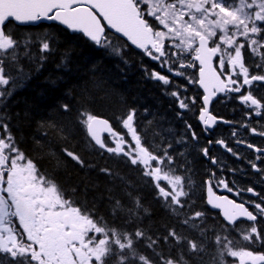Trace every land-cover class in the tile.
<instances>
[{
	"label": "snow or ice",
	"instance_id": "6c2138e0",
	"mask_svg": "<svg viewBox=\"0 0 264 264\" xmlns=\"http://www.w3.org/2000/svg\"><path fill=\"white\" fill-rule=\"evenodd\" d=\"M42 20L58 22L70 33L122 56L127 45H117L110 36L119 34L167 68L168 75L151 71V79L170 85V77H182L187 84L198 85L203 89L198 120L206 133L220 119L209 110L217 94H239L236 98L247 109L248 118L241 126L264 137V124H251L253 117L264 119V96L256 94L264 87V0H0V104L12 94L7 86L29 78L25 60L47 58H33V44L38 43L39 52L46 54L53 51L55 42L51 35H18L9 26ZM187 69L197 72L189 76ZM181 89L186 91L187 86L177 85L169 94L180 109L189 110L197 97H183ZM93 102L85 89L74 119V105L63 103L60 111L69 119L49 122L47 128L68 141L78 126L84 133V150H99L101 155L136 166L155 188L172 223L164 225L162 232L144 226L151 213L141 197L128 190L135 185L108 167L100 172L118 179L124 194L115 197L110 191L108 217L99 215L94 202L89 206L77 198L75 187L69 195L53 174L41 170L36 159L21 149L10 118L0 114V264H229V259L231 264H264V251L254 248L257 243L264 245V195L253 187L234 189L212 173L204 181L206 204L219 210L223 222L208 225L206 212L193 209L186 162L177 160L185 153L174 154L171 143L154 145L150 129L138 128L137 109L115 117L114 126L90 109ZM191 134L192 139L198 138L195 131ZM232 135H237L235 130ZM215 143L236 155L225 140ZM237 143L256 154L250 167L264 176V167L258 163L264 162V147L245 140ZM36 147L43 153L40 140ZM201 152L209 157L207 147ZM62 153L82 169L95 167L74 148L64 147ZM43 154L53 172L66 164L56 153ZM221 186L234 197L247 192L257 199L238 202L217 195L214 188ZM242 223L246 226L241 227Z\"/></svg>",
	"mask_w": 264,
	"mask_h": 264
},
{
	"label": "trees",
	"instance_id": "16d2710c",
	"mask_svg": "<svg viewBox=\"0 0 264 264\" xmlns=\"http://www.w3.org/2000/svg\"><path fill=\"white\" fill-rule=\"evenodd\" d=\"M9 30L22 36L51 35L55 38L51 53L41 54L38 43L33 44L30 49L33 58L40 55L47 58L35 62L25 60V67L30 70L29 78L15 86H7L12 94L0 104V114L10 118V127L21 149L36 159L42 171L53 174L68 190L69 195L75 187L77 198L86 200L89 206L94 202L97 213L106 218L109 192L115 197H123L124 185L118 179L114 180L100 172V168L108 167L119 172L135 185L134 189L128 190L133 191L134 195H139L151 213L145 217L144 226H151L153 231L162 232L164 225L172 223V218L163 207V202L157 199L151 182L147 177L141 176L136 166L107 153L101 155L99 150H84V133L78 126H75L68 141L60 139L46 126L49 122H63L69 119L60 111L59 106L63 103L74 105L71 114L74 119L75 108L80 106L81 96L84 90L88 89L94 100L88 106L95 114L110 119L115 126V117L123 115L129 108H135L138 128L150 129L149 139L153 144L166 146L171 143L174 149L175 134L170 133L172 126L179 123V119L175 116L177 102L169 94L173 90L169 87L163 89L148 75L151 71L159 69L158 63L133 50L124 40L112 34L110 36L114 43L127 45L122 56L96 46L58 24L10 25ZM181 84L178 80L177 85ZM42 124L45 126L42 127ZM46 131L49 133L47 138L43 135ZM37 140L44 145L43 153H56L61 160H66V164L53 172L48 156L37 149ZM64 147L81 152L95 167L82 169L70 159H66L62 153ZM186 167L189 169L187 175L192 180L193 209L206 212L208 225L219 226L222 221L203 204L204 181L207 176L204 173V158L200 152L194 151L192 156L188 157ZM262 249L264 250V245ZM255 250L258 251L257 248Z\"/></svg>",
	"mask_w": 264,
	"mask_h": 264
},
{
	"label": "flooded vegetation",
	"instance_id": "af4514ba",
	"mask_svg": "<svg viewBox=\"0 0 264 264\" xmlns=\"http://www.w3.org/2000/svg\"><path fill=\"white\" fill-rule=\"evenodd\" d=\"M166 72V71H165ZM161 71L162 74L168 75V72ZM196 69L186 70V74L193 76L196 74ZM171 79V77H170ZM184 93L188 96L187 90ZM258 96H264V87H260ZM185 95V97H187ZM239 94L228 93L219 94L216 100L212 103L210 111L213 115L220 118L219 122L209 130L207 133L200 121L198 120L199 108L189 105V110H182L181 124L179 130L184 143H180L178 153L183 152L185 155L181 157L182 163H187L188 157L192 156L194 151L200 152L201 156L205 159V169L209 174L215 173L216 179H225L229 182V186L234 189H245L247 187H253L261 195H264V176L254 171L249 164V161L254 159L255 153L248 149L245 144H238L237 140H245L250 143H254L258 146L264 147V137L254 136L247 129L241 125L248 123V118L245 116L247 109L236 98ZM192 114V117L190 116ZM228 121L230 123H225ZM257 121L264 124V119L261 117H253L251 124L257 126ZM187 124L192 126L191 130L187 128ZM233 130L237 135L233 136ZM192 131L197 134V139H192ZM202 136V137H201ZM223 139L227 142L229 147L233 148L236 155L229 153L221 145L215 143V141ZM209 141H212L209 144ZM207 147L209 149V157H205L201 149ZM210 158H215L217 163L213 164ZM260 163L261 167H264V162ZM212 167V168H211ZM215 183V181H214ZM214 190L220 195H227L230 198H236L238 202L240 200H256L257 198L251 193L244 192L240 197H234L232 193L227 192L223 187L214 188ZM257 249L264 251L262 245L257 243Z\"/></svg>",
	"mask_w": 264,
	"mask_h": 264
},
{
	"label": "water",
	"instance_id": "95a60500",
	"mask_svg": "<svg viewBox=\"0 0 264 264\" xmlns=\"http://www.w3.org/2000/svg\"><path fill=\"white\" fill-rule=\"evenodd\" d=\"M40 23H58V22H53V21H48V20H42V21H40V22H37V23H35V24H24V25H21V26H35V25H38V24H40ZM62 26V25H61ZM62 27H64V26H62ZM115 34V33H114ZM116 35H118L119 36V34H116ZM122 38V37H121ZM124 40H126V38H123ZM128 42V41H127ZM128 44L133 48V49H135V50H137V51H141L140 49H137L135 46H132L131 44H130V42H128ZM202 91H203V89H201ZM216 98V97H215ZM215 98L213 99V101L215 100ZM212 101V102H213ZM212 104V103H211ZM211 104H210V106H211ZM210 106H209V110H210ZM206 198H207V192H206ZM210 208H211V206L210 205H208ZM212 209V208H211ZM212 210H216V211H219V210H217V209H212Z\"/></svg>",
	"mask_w": 264,
	"mask_h": 264
},
{
	"label": "bare ground",
	"instance_id": "6f19581e",
	"mask_svg": "<svg viewBox=\"0 0 264 264\" xmlns=\"http://www.w3.org/2000/svg\"><path fill=\"white\" fill-rule=\"evenodd\" d=\"M202 137V136H201ZM212 168V167H211Z\"/></svg>",
	"mask_w": 264,
	"mask_h": 264
},
{
	"label": "rangeland",
	"instance_id": "374dc122",
	"mask_svg": "<svg viewBox=\"0 0 264 264\" xmlns=\"http://www.w3.org/2000/svg\"><path fill=\"white\" fill-rule=\"evenodd\" d=\"M167 69V68H166Z\"/></svg>",
	"mask_w": 264,
	"mask_h": 264
}]
</instances>
